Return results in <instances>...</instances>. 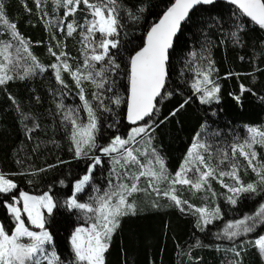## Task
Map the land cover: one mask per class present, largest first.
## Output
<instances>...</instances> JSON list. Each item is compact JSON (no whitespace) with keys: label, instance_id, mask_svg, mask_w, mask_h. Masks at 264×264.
<instances>
[{"label":"snow or ice","instance_id":"1","mask_svg":"<svg viewBox=\"0 0 264 264\" xmlns=\"http://www.w3.org/2000/svg\"><path fill=\"white\" fill-rule=\"evenodd\" d=\"M33 2L49 33L47 52L55 59L50 64L39 60L31 50L32 41L19 32L16 23L9 21L5 4L0 0V24L4 28L0 31V88L7 91L9 82H27L51 69L56 83L61 86L56 94L64 96L69 85L63 73L71 77L80 104L65 107L63 103H57V114L61 115V124L70 142L68 150L73 159L91 163L86 169L87 174L72 185L64 206L91 215L86 216V226H78L72 232L70 255L62 258L57 252L52 233L46 228L48 220L45 211L51 217L58 205L57 200L48 192L34 196L19 190L17 195L14 192L17 184L8 178V173L0 171V194L6 196L0 201V206L6 208L10 217L7 224L0 222V264H106L105 254L109 251L113 235L121 228L122 220L146 210L137 202L136 194L148 193L149 189L157 197L150 202L151 208L160 209L158 199L164 197L168 201L167 206H174L180 213L194 216V227L199 232H205L214 221L224 218L222 206L216 202L223 196L224 203L231 206L228 214L233 218L228 219L213 235L218 240L232 243L226 249L232 254L228 264H244L243 258L249 247H255L261 259H264V159H260L257 150L258 147L264 148V126H246L247 134L242 140L237 136L228 147H221L215 143L220 133L209 131L210 125L207 123L201 125V131L196 133L183 162L174 173L169 171L165 158L152 144L156 129L171 117H176L190 99H184L163 119L160 118L159 105L173 95L168 81L169 50L173 48L174 38L181 33L182 26H195L196 17L206 11L200 6L214 5L216 0H167L162 10L155 13L157 20L148 25L142 46L133 49L122 62L117 57L121 49L120 35L125 27L124 20L138 23L144 18L148 5L140 3L128 6L123 0H51L49 12V0ZM228 3L234 5L235 10L231 13L232 24L227 37L234 46L244 47L246 31H251L255 26L264 32V0H228ZM23 6L26 12H32L26 0ZM78 9L86 12L82 22L75 15ZM77 30L82 62L65 50L66 39L73 37ZM56 32L62 33L63 37L58 38ZM211 46L213 42L206 37L199 56L191 53L192 59L185 64V67L191 65L189 70L194 74L189 81L193 94L201 104L208 105L221 100L219 70L212 59ZM114 49L117 51L113 52ZM259 56H264V40L260 41V50L253 52V60ZM260 71L264 69L256 67L246 75L252 76L255 82V72ZM232 75L240 74L227 73V76ZM116 77L126 83L120 85ZM88 87L92 89L90 98ZM120 87H124L126 99ZM239 91L240 95L229 93L237 103L241 102L245 92L256 95L251 87L243 83ZM7 98L15 105L22 124L32 120V127L24 125L27 133L40 127L38 118L25 113L11 93ZM36 99L39 101V97ZM259 99L264 102V96ZM122 104L126 105V119L132 127L125 134H113L100 143L106 135L104 121L107 117L102 120L103 113H110L113 117V122L108 123L107 128H115L120 121L112 105L118 110ZM28 138L32 139L30 135ZM51 142L56 143L54 140ZM142 142L143 147H138ZM39 147L40 143H37L33 151ZM21 150L17 149V152ZM96 152L109 157L112 163L108 186L102 194L101 189L93 183V169L101 164V156ZM237 153L246 162L245 175L250 169L253 179L245 181L242 178ZM16 163L22 161L17 159ZM52 167L55 165H48V168ZM44 171L45 168H39L13 175L33 176ZM141 178L146 182L145 187H141ZM213 181L226 191L217 193L213 189ZM59 182L61 185L65 183L64 180ZM89 185L90 194L86 192ZM178 186L187 187L193 196L201 194L203 203L196 206L183 198ZM81 193L88 195L87 201L82 202ZM257 196L261 199L250 211L242 214L232 211L245 200H254ZM253 233L257 236L254 240L236 243L238 238ZM197 247L208 245L197 238L194 244L189 245L188 252L181 254L192 260L191 251Z\"/></svg>","mask_w":264,"mask_h":264},{"label":"trees","instance_id":"2","mask_svg":"<svg viewBox=\"0 0 264 264\" xmlns=\"http://www.w3.org/2000/svg\"><path fill=\"white\" fill-rule=\"evenodd\" d=\"M5 4V14L10 22L16 23L19 32L32 41L31 50L44 64H50L54 57L47 52L49 44V33L45 30L44 22L37 13L33 0H26L27 6L32 9L31 13L25 11V0H3ZM128 6L144 3L148 5V10L143 14L144 18L137 22L129 21L125 18V27L121 31V49L118 55V61H123L127 55L142 46L148 25L157 20L155 13L162 10L167 0H123ZM206 9L202 14L196 17L195 26H182L181 33L176 38L173 48L170 51L169 81L170 89L173 91L172 97L159 105L161 109L160 118L163 119L168 112L189 98V103L184 109L171 117L169 121L156 129L153 146L157 147L161 155L165 158V163L170 172L178 170L183 158L191 146L197 132L201 131V125L207 123L210 125L209 131H218L219 137L215 143L221 147H228L235 137L241 140L246 136V126H264V102L259 97L264 96V71L255 72V82L250 75L254 68L264 69V56H259L253 60V52L260 50V41L264 40V32L258 27L253 26L251 31L245 32V46H234L227 33L231 28V13L235 7L226 3L217 2L210 6H200ZM83 9V5L80 6ZM48 11L51 12V0H49ZM63 10H60L62 15ZM78 21H83L86 12L77 11L75 14ZM72 19L71 16L68 17ZM247 19V18H245ZM74 33L73 37L66 39V51L71 57L80 58V37ZM126 33V35H125ZM58 38L63 34L56 32ZM213 42L210 47L212 59L215 61L219 70V83L221 84V100L219 103L201 104L195 94H193L189 81L193 73L189 67H185L186 61L192 59L191 53H201V46L205 39ZM221 41H224L221 43ZM54 43V42H53ZM116 52L117 50H112ZM244 59L241 60L240 57ZM75 63V61H70ZM123 66V64H122ZM52 70L48 69L42 76H36L34 79L21 82L19 80L9 82L7 91L0 88V171L9 174L8 178L17 184L19 190L27 192L29 195L39 196L48 192L58 205L53 210L51 217L45 213L48 223L46 228L53 235V242L56 245L57 252L62 258H67L71 252L70 237L72 232L78 226H86V216L81 211L69 210L64 206V200L71 194L70 190L75 181L87 174L86 169L91 161L73 159L69 152V140L65 128L61 124V115L57 112V103H63L65 107L76 106L80 104L79 97L76 94L77 89L74 86L71 77L63 73L65 81L69 85L67 95L60 96L56 90L61 86L55 81ZM183 72V75L181 73ZM228 72L239 73L240 75L227 76ZM227 77V78H225ZM118 83L123 85L125 80L116 77ZM243 83L246 87H251L256 93L245 92L241 96V102L233 98L229 93L240 95L239 86ZM51 90V91H50ZM120 92L126 93L124 87H120ZM92 89L88 87L89 94ZM11 93L19 102L20 108L28 113L30 117H37L40 127L27 133L25 124L32 127V120L29 119L21 123L20 115L16 111L15 105L7 98ZM110 95V94H109ZM36 97H39L37 101ZM107 103V100L105 101ZM112 108L117 112L119 124L115 128H107L108 123L113 122L110 113H103L107 119L104 121L106 135L100 143L108 140L113 134H125L132 127L126 120V105L122 104L117 110L115 105ZM215 113V115H213ZM29 135L32 137L30 140ZM56 143H52L51 141ZM139 140V138H138ZM43 142V143H41ZM37 143L40 147L37 151L33 148ZM137 146L143 147V142ZM17 152V149H21ZM230 150V149H229ZM260 159H264V153L257 149ZM14 153H16L14 155ZM101 156V164L93 169V183L103 190L108 186L109 173L112 168L110 158L102 153L96 152ZM19 159L22 163L17 164ZM237 159L241 164V176L247 181L254 176L250 169L247 175L244 173L246 162L237 153ZM58 161H65L59 163ZM55 167L48 168V165ZM39 168H45L46 171L38 172L36 175H13L22 171H34ZM29 180L32 182L29 183ZM64 180V185L60 184ZM115 183V176L112 177ZM141 187H144L143 185ZM183 193V198L189 199L191 203L199 206L203 203L200 199L201 194L193 196L187 187L178 186ZM213 189L217 193L225 192L213 181ZM86 192L91 193V185L86 187ZM179 194V193H178ZM82 202L88 200V195L81 193ZM6 198L5 194H0V201ZM140 206L146 210L140 212L134 217H125L122 220L121 228L113 235L109 251L105 254L106 264H228L231 253L226 251L232 246L227 240H218L213 233L220 230L223 224L233 218L228 214L230 205L224 203L223 196L217 199V203L222 206L224 218L214 221L208 226L205 232H199L194 227L195 217L190 214H182L174 206H167L166 198L160 197V209L150 207V202L157 199L153 193L140 192L135 196ZM261 197L257 196L254 200H245L233 212L250 211L254 208L256 201ZM10 217L7 215L6 208L0 206V222L8 223ZM259 231V230H258ZM200 239L208 247H197L192 249V260L182 252H188L189 245ZM256 234H250L246 237H240L236 243L243 240H254ZM219 249V250H217ZM244 264H264L255 247H249L244 255Z\"/></svg>","mask_w":264,"mask_h":264},{"label":"rangeland","instance_id":"3","mask_svg":"<svg viewBox=\"0 0 264 264\" xmlns=\"http://www.w3.org/2000/svg\"><path fill=\"white\" fill-rule=\"evenodd\" d=\"M4 30V28H3V25L2 24H0V31H3ZM138 147H140V146H138ZM259 148V147H258ZM259 149H261V151L264 153V148H259ZM140 159L141 160H143L144 159V157H140ZM228 182H230V181H228ZM146 186V182H145V180H144V178H141V186ZM217 185L219 186V187H221L218 183H217ZM224 191H226L225 189H224ZM149 192H151V190L149 189ZM154 194V196L156 197V195H155V193H153ZM164 198V197H163ZM45 213H46V211H45ZM47 214V213H46ZM91 215V214H90ZM25 218V220H26V217H24ZM250 235V234H249Z\"/></svg>","mask_w":264,"mask_h":264},{"label":"water","instance_id":"4","mask_svg":"<svg viewBox=\"0 0 264 264\" xmlns=\"http://www.w3.org/2000/svg\"><path fill=\"white\" fill-rule=\"evenodd\" d=\"M217 2H222V3H226V4H228V5H231V4L228 3V0H216V3H217ZM231 6L235 7L234 5H231ZM178 35H179V33L177 34V37H178ZM177 37H176V38H177ZM176 38H174L173 45H174V42H175ZM169 51H171V49H170ZM126 120H127V119H126ZM131 126H132V125H131Z\"/></svg>","mask_w":264,"mask_h":264}]
</instances>
